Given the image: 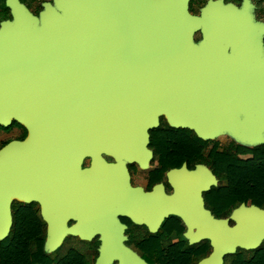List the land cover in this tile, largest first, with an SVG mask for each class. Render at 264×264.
<instances>
[{
	"label": "water",
	"instance_id": "95a60500",
	"mask_svg": "<svg viewBox=\"0 0 264 264\" xmlns=\"http://www.w3.org/2000/svg\"><path fill=\"white\" fill-rule=\"evenodd\" d=\"M55 1L41 20L14 7L15 23L0 29V128L17 123L29 134L0 151V241L11 234L14 201L39 203L50 254L67 237L98 234L96 264H145L124 246L119 211L103 215L107 181L125 160L148 166L162 118L206 142L231 133L263 145L264 24L253 22L248 0L243 11L211 4L202 17L191 15L190 0ZM170 179L179 190L173 214L193 243L209 240L214 249L200 264H225L264 244L263 209L243 205L234 227L202 212L200 191L217 184L211 172Z\"/></svg>",
	"mask_w": 264,
	"mask_h": 264
},
{
	"label": "flooded vegetation",
	"instance_id": "af4514ba",
	"mask_svg": "<svg viewBox=\"0 0 264 264\" xmlns=\"http://www.w3.org/2000/svg\"><path fill=\"white\" fill-rule=\"evenodd\" d=\"M246 1L190 0L189 11L193 16L202 17L204 11L211 4L218 3H223L225 6H232L238 11H243L246 8ZM248 1L251 5L250 13L253 17V22L255 24H264V0ZM47 5L58 9L55 0H0V29L5 23H15L14 7H23L35 18L41 20V16L46 11ZM204 39L205 35L203 31H198L194 35L196 44H200ZM262 42L264 46V38ZM166 122L165 118H162L160 127L166 128ZM28 135V132L24 129L21 139L17 141L24 142L28 138ZM157 144H160V140L157 141ZM149 149L153 152V158L147 167L137 162L131 163L125 160L123 169H120L117 173L118 179L107 181L109 182L106 190L107 202L102 207L103 215L107 217L114 210L119 211L115 215V219L124 230V246L145 264H200L211 257L214 249L209 240L193 243L189 237L190 229L185 220L180 215L173 214L177 205V200H174V198L179 194V190L177 191L175 184L172 183L170 174L186 171L190 176L199 172L200 169L211 172L216 178L217 184L211 185L209 190L200 191L201 210L203 213H209L217 220H230V226L232 227L237 224L232 220V217L236 212L241 210L243 205L248 208L258 206L254 205L251 201L249 203H242L238 190L232 195L230 183L226 179L225 173L219 171L214 164L209 165L211 153L215 147L209 152L206 151V148L189 149L190 153L188 155H191V157L180 158L179 160L165 158L159 149L151 148V143ZM166 152L169 153L170 150H166ZM103 158L110 165H119V162L113 157L103 155ZM181 160L184 162H180ZM91 163V159L85 160L83 169H89ZM123 177L125 178L123 179ZM96 194H98L97 188L95 190ZM16 207L29 208L42 219L47 243L49 225L43 218L41 205L39 203L28 205L14 201L12 204L13 219ZM95 209L96 217L101 211L98 205H95ZM260 209L264 210V208ZM162 215H164L163 222H161ZM76 224L77 222L70 221L68 226L71 228ZM194 232L196 233L197 230ZM67 243L68 245L72 243L69 246L72 250L78 248L77 246L79 245L93 252V264L97 263L100 251L103 248V241L98 234H95L91 241L67 237L59 249ZM224 261L226 264V258ZM114 264L121 263L119 260H116Z\"/></svg>",
	"mask_w": 264,
	"mask_h": 264
},
{
	"label": "trees",
	"instance_id": "16d2710c",
	"mask_svg": "<svg viewBox=\"0 0 264 264\" xmlns=\"http://www.w3.org/2000/svg\"><path fill=\"white\" fill-rule=\"evenodd\" d=\"M13 127L24 129L17 123ZM151 134V148L159 149L165 158L172 160L191 157L189 149H204L209 144L192 131L173 129L169 125ZM213 164L225 173L232 195L238 190L242 203L251 201L264 208V145L246 148L232 143L224 149L216 146L209 160V165ZM45 243L42 219L29 208L16 207L11 234L7 240L0 241V264H93V252L88 248L78 245L72 250L69 247L72 243H67L57 252L48 254ZM226 264H264V244L255 251L239 250L226 257Z\"/></svg>",
	"mask_w": 264,
	"mask_h": 264
},
{
	"label": "rangeland",
	"instance_id": "374dc122",
	"mask_svg": "<svg viewBox=\"0 0 264 264\" xmlns=\"http://www.w3.org/2000/svg\"><path fill=\"white\" fill-rule=\"evenodd\" d=\"M264 19V18H263ZM169 124L166 122L165 127H167ZM24 129L19 127H12L8 129H0V151L8 144L17 141L18 139H21L23 135ZM193 132V131H192ZM209 144L206 147V151H211L214 147L220 146L221 149L226 148L227 146L231 145L232 143H237L238 145H241L246 148H254V146H250L246 144L245 142L241 141L231 133H225L220 135L218 138L212 141H207ZM264 145V144H263ZM48 242L45 243V252L50 254L48 252ZM53 254V253H52Z\"/></svg>",
	"mask_w": 264,
	"mask_h": 264
}]
</instances>
